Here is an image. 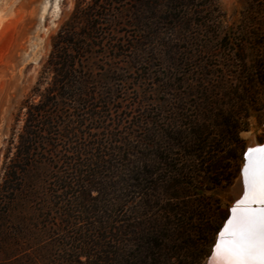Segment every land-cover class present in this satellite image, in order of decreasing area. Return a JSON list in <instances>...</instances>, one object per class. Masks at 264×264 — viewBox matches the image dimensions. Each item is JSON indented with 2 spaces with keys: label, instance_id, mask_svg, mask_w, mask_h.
<instances>
[{
  "label": "rangeland",
  "instance_id": "obj_1",
  "mask_svg": "<svg viewBox=\"0 0 264 264\" xmlns=\"http://www.w3.org/2000/svg\"><path fill=\"white\" fill-rule=\"evenodd\" d=\"M91 1L0 0V42L12 31L0 51V184L25 106L48 86L53 38ZM103 2L100 13L108 16L98 21L104 47L92 59L94 73L107 72L116 100L111 117L122 120V129L131 133L129 119L153 121L154 138L138 151L155 161L157 172L165 157L181 170L170 184L183 183L186 190L174 192L186 196L160 197L161 204H185L190 231L198 226L195 216L203 220L200 228L210 230L211 240L204 264L237 202L233 191L245 153L264 143V0ZM142 3L151 4L143 14ZM178 218L171 215L174 224Z\"/></svg>",
  "mask_w": 264,
  "mask_h": 264
},
{
  "label": "trees",
  "instance_id": "obj_2",
  "mask_svg": "<svg viewBox=\"0 0 264 264\" xmlns=\"http://www.w3.org/2000/svg\"><path fill=\"white\" fill-rule=\"evenodd\" d=\"M103 4L78 6L53 38L48 86L25 106L0 184V264H201L207 255L210 230L200 228L199 215L190 231L184 203L161 204L160 197L186 196L174 192L185 191L183 183L170 184L181 170L165 157L157 172L138 151L150 146L153 121L127 118L130 133L111 117V80L107 72L96 77L92 65L104 47L97 35L98 21L108 16L100 13ZM142 4L143 14L151 4ZM115 52L120 60L121 48Z\"/></svg>",
  "mask_w": 264,
  "mask_h": 264
},
{
  "label": "snow or ice",
  "instance_id": "obj_3",
  "mask_svg": "<svg viewBox=\"0 0 264 264\" xmlns=\"http://www.w3.org/2000/svg\"><path fill=\"white\" fill-rule=\"evenodd\" d=\"M249 160L255 158L257 169L250 188L253 202L264 204V147L249 149ZM246 180L248 168L245 169ZM238 200L237 206L248 201ZM233 206L232 218L225 225L217 240L210 264H264V208L253 214V210ZM230 239H225V237Z\"/></svg>",
  "mask_w": 264,
  "mask_h": 264
},
{
  "label": "bare ground",
  "instance_id": "obj_4",
  "mask_svg": "<svg viewBox=\"0 0 264 264\" xmlns=\"http://www.w3.org/2000/svg\"><path fill=\"white\" fill-rule=\"evenodd\" d=\"M58 0H56V4H57ZM7 27L5 28L4 32L1 34L3 35L5 33V31H7ZM12 32V31H11ZM11 32H9V34H5L4 38L2 39V41L0 42V51H5L4 49H6L7 45L9 44V41L11 38ZM7 50V49H6ZM2 53V52H1ZM4 53V52H3ZM1 61V60H0ZM260 144H252L251 147L249 149H253L255 146H259ZM262 145V144H261ZM249 158L247 157L245 159V162L248 164L249 163ZM255 161V158H254ZM256 169H257V164L256 162H254V164L252 163V167L250 169V173L248 174L247 180H246V176H245V172H241L240 177L238 178V180L236 181V184L234 186V196L236 198V201L242 199V197L244 195H246V193L249 195V200H252V190L250 188V183L252 182V180L255 177L256 174ZM258 212H254L253 214H257ZM233 216V213H232ZM232 218V217H231ZM225 239H230V237H225ZM206 264H210V260L207 261Z\"/></svg>",
  "mask_w": 264,
  "mask_h": 264
},
{
  "label": "water",
  "instance_id": "obj_5",
  "mask_svg": "<svg viewBox=\"0 0 264 264\" xmlns=\"http://www.w3.org/2000/svg\"><path fill=\"white\" fill-rule=\"evenodd\" d=\"M262 147H264V143H263L262 145H260V146H256V147H254L253 149H256V148H262ZM248 151H249V150H247L246 153H245V159L247 158V155H246V154L248 153ZM254 162H256V161H254V158H253V160L249 161L248 164L245 162V163H244V166H243V168H242L243 172H245V169H246V167H247V168H248V174H251V173H250V169H251V167H252V163L254 164ZM242 170H241V172H242ZM248 197H249V195H248ZM243 199H245V195H244V196L242 197V199H240V200H243ZM234 206H237V202L234 204ZM237 207L251 209V210H253V213H254V212H258L259 209L264 208V204H261V203H259L258 201H257V202H253V200H251V199L249 200V198H248V201H247L246 203L241 204V205H238ZM232 208H233V207H232ZM231 210H232V209H231ZM231 210H230V215H229L228 219L225 221L223 227L221 228V230H220V232H219V234H218V237H217V239H216V241H215V244H216L217 240L220 238V233H221V231L224 229L225 225L228 223V221H229V220L231 219V217H232V211H231ZM226 237H227V236H226ZM215 244H214V246H215ZM214 246L212 247V250H211V252H210V254H209L207 260L204 262V264H206L207 261L210 260V257H212V253H213V248H214Z\"/></svg>",
  "mask_w": 264,
  "mask_h": 264
}]
</instances>
